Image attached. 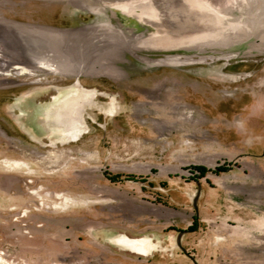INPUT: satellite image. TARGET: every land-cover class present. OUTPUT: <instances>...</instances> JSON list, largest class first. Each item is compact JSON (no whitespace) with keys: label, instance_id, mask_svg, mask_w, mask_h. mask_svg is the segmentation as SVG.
<instances>
[{"label":"rangeland","instance_id":"1","mask_svg":"<svg viewBox=\"0 0 264 264\" xmlns=\"http://www.w3.org/2000/svg\"><path fill=\"white\" fill-rule=\"evenodd\" d=\"M183 1L0 0V264H264V0Z\"/></svg>","mask_w":264,"mask_h":264},{"label":"bare ground","instance_id":"2","mask_svg":"<svg viewBox=\"0 0 264 264\" xmlns=\"http://www.w3.org/2000/svg\"><path fill=\"white\" fill-rule=\"evenodd\" d=\"M183 3H185L187 5L185 6L184 4H181L180 6H178V8L181 9L182 13L184 14V17H186L187 18L186 20H188V21L185 22L187 24L181 25L179 30H181V31L182 30H188V31L189 30L190 31H194L195 30V32H197L196 30L198 28H200V25L203 24L202 20H204L203 19L204 17H202L203 16L202 12H200L201 8L210 7V6L206 2L202 4L200 0H184ZM194 10H200V11H199V13H196V12H194ZM210 11H211V9H210ZM208 34H209V32H199V33L195 34V36H193V38H192L193 42H191L193 47L194 48L195 47L196 48H203L202 45L199 44V42H202V40H204L208 36ZM208 42H209V40H208ZM218 42H220V41H218ZM181 57H183V56H181ZM179 58H180L179 56H174V57L167 56L165 58H162L160 60L158 59V60L159 61H164V62H162L160 64H167V63L171 64V63H174V62H177V61H179V62H187L185 59H183V58L179 59ZM150 61H152V60H150ZM15 67L19 68L21 73L27 71V69H25L23 66H15ZM75 85H78V83L76 82ZM78 100H80V99H78ZM75 107H78V108L74 109ZM84 107H85V105L77 104V105H74V107L72 106V108H69V109H66L65 111H63L62 115H60V117H59V119H60V122H58L59 125H64L66 127L65 129H67V130H69V129L73 130L74 133L77 134V136L80 135L82 132H84L86 130V123H85V121L83 119V114H84V109H85ZM79 118L82 119V121L81 120L80 121L83 124H80L79 126H76L77 125V123H76V125H74L73 121L78 120ZM68 133H70V132H68ZM14 164H15L14 165L15 167L18 166L17 162H15ZM58 196L60 197V195H58ZM74 202H75V198L68 197V196H63V200L62 201H59V202H54L53 201L52 203H53V205L55 207L65 208V207H68L71 203H74ZM81 202H83V201L81 200ZM117 238H118V241L120 243L129 244L131 249H134V250H136L138 252L143 253L146 250V247H145V245H144V243L142 241L128 242L127 241L128 237L126 235H123V234L120 235Z\"/></svg>","mask_w":264,"mask_h":264},{"label":"flooded vegetation","instance_id":"3","mask_svg":"<svg viewBox=\"0 0 264 264\" xmlns=\"http://www.w3.org/2000/svg\"><path fill=\"white\" fill-rule=\"evenodd\" d=\"M58 40V39H57ZM97 108H99L100 110H104L105 111V108L106 106L104 105H97ZM112 108L109 109L108 111H111L112 109H114L117 105L116 104H111L110 105ZM108 106V108L110 107ZM78 107H75L74 109H77ZM85 109H87V107H85ZM84 109V110H85ZM83 119L86 123V130L84 132H82L80 135L77 136L76 133H74L73 130H67V129H64L62 131H64V135L67 136L68 138H71V140H78L80 139V137H82L86 132H88V129H89V120L87 118V116H85V114H83ZM70 132V133H68ZM17 162L18 163V166L15 167L14 163ZM0 167L1 168H4V169H17V170H23L24 173H32L33 171L30 169V167L28 166L27 163H25L24 161H20V160H16V159H2L1 162H0ZM31 193H36L37 195V198L40 200V204H43L44 203V200H48L47 198V195H42V194H38L37 190H32ZM55 197L57 198V194L55 195ZM53 202V201H52ZM52 207H54L53 204H51ZM40 207H36L35 210H39Z\"/></svg>","mask_w":264,"mask_h":264},{"label":"trees","instance_id":"4","mask_svg":"<svg viewBox=\"0 0 264 264\" xmlns=\"http://www.w3.org/2000/svg\"><path fill=\"white\" fill-rule=\"evenodd\" d=\"M225 166V165H223ZM191 169H193L196 172V177H202L204 176V174L209 170L206 167L202 166V165H194L191 167ZM214 170L217 171H221L222 169L220 167H214ZM118 176H112L109 175V179L113 180V181H117ZM195 225H196V215L192 216V223L189 225V227L186 229L187 231H191L195 229Z\"/></svg>","mask_w":264,"mask_h":264},{"label":"water","instance_id":"5","mask_svg":"<svg viewBox=\"0 0 264 264\" xmlns=\"http://www.w3.org/2000/svg\"><path fill=\"white\" fill-rule=\"evenodd\" d=\"M76 84V83H75ZM78 86V85H77ZM90 93H88V95L87 96H90L89 95ZM83 98H86V97H82V99ZM77 104H82V105H85V107H89L90 105H88V103H86L85 101H81V100H79V101H72V103H68V104H66V106L63 108V109H61L59 112H57L56 114L60 117V115H62V112L63 111H65L66 109H69V108H72V106L74 107V105H77ZM84 107V108H85ZM82 121V119H78V120H75V121H73V124L74 125H76V123H77V125L76 126H79L80 124H83L81 121ZM58 121H60V119L58 120ZM75 126V127H76ZM106 172L104 171V174H105ZM194 207H195V210H196V206L194 205ZM185 232V230H179L178 231V234L179 235H181L182 233H184ZM181 249L184 251L185 249L183 248V247H181Z\"/></svg>","mask_w":264,"mask_h":264},{"label":"crops","instance_id":"6","mask_svg":"<svg viewBox=\"0 0 264 264\" xmlns=\"http://www.w3.org/2000/svg\"><path fill=\"white\" fill-rule=\"evenodd\" d=\"M38 65H39V66H42V65H43V62H42V61H39V62H38Z\"/></svg>","mask_w":264,"mask_h":264}]
</instances>
